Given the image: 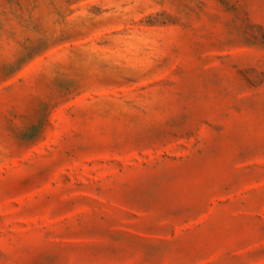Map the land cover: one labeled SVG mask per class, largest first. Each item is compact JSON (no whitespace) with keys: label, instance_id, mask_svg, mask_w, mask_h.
Instances as JSON below:
<instances>
[{"label":"rangeland","instance_id":"obj_1","mask_svg":"<svg viewBox=\"0 0 264 264\" xmlns=\"http://www.w3.org/2000/svg\"><path fill=\"white\" fill-rule=\"evenodd\" d=\"M0 264H264V0H0Z\"/></svg>","mask_w":264,"mask_h":264}]
</instances>
